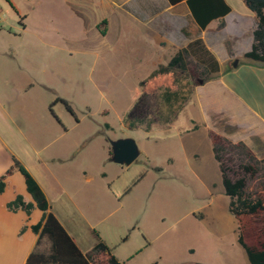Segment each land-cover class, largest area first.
I'll list each match as a JSON object with an SVG mask.
<instances>
[{
    "label": "crops",
    "instance_id": "crops-1",
    "mask_svg": "<svg viewBox=\"0 0 264 264\" xmlns=\"http://www.w3.org/2000/svg\"><path fill=\"white\" fill-rule=\"evenodd\" d=\"M36 1L31 0L28 12L34 9ZM61 2L65 9L79 20L81 35L87 26L86 15L90 16L93 28L95 23L97 25L105 18L104 33L97 27L91 34L92 55L99 63L101 58L104 59L122 50L127 67L140 74L136 78L139 86L142 80L161 65H166L180 49L195 39L203 41L218 64L217 71L203 80L202 84H194L189 76L177 71L171 87L157 86L149 93L147 104L151 115L142 120L128 118L129 121L124 124L128 127L130 125L132 130L140 131L142 133L140 139L124 132L104 136L101 149L106 166L99 170H93L90 166V153L86 150L85 144L83 145L84 141L69 152L56 147L46 156H41L37 152L39 150H34L25 141L26 130L22 120L7 110L0 96V141L11 155V162L0 175L13 164V157L16 158L37 181L49 202L51 212L83 253L89 252L101 240L113 254V247L99 237L94 224L88 219L90 214L84 212L74 191L78 184L98 191L100 180L109 186L111 180L121 178L124 167L129 165L124 166L111 160L110 140L131 137L137 144L139 154L134 162L139 163L140 167L133 173L135 179L132 186L146 177L148 172L146 169L157 171V176L161 177L162 165L151 159L150 145L154 143L172 141L173 154L168 153L163 158L164 166L171 170L176 168L178 161L183 158V165L194 172L200 163V160L197 163L199 156L195 148L198 135L205 137L209 159L219 170L212 151L210 132L232 142L241 141L257 158H264V62L244 57V53L252 46V32L256 21L253 12L243 0H225L230 6V11L223 17L212 19L204 28L196 22L185 1L176 4H169L167 0H61ZM19 15L22 30H26L28 27L26 18L29 14L23 12ZM24 53L11 48L0 50V79L11 87L10 90H15L14 94L26 100L35 92L44 91L51 82L50 68L48 70L45 67L33 68L30 64H25L23 60H28V55L24 56ZM187 59L193 62L190 56ZM234 59H237V65L232 68L231 63ZM201 69L200 66L199 70ZM140 88L142 92V87ZM43 94L46 97L44 100L46 109L43 111H50L49 106L54 99L62 98L55 94L52 97L47 96L45 92ZM59 103L62 104L55 102L52 108ZM50 113L56 118L54 113L51 111ZM101 113L105 116L108 110L103 109ZM58 123L60 124L59 121ZM104 126L109 129L107 123ZM63 130L55 136V140L64 136L66 129L63 127ZM15 138L20 139L18 143L15 142ZM109 163H114L115 166H110L112 164ZM70 168L76 170L75 182L68 177ZM174 174L176 173L168 176L174 178ZM5 181V189L0 194V264H24L34 249L47 252L50 241L43 236L37 244L39 234L31 229L42 216L39 209L34 208L30 214H26L23 210L11 211L6 208V203L17 193L21 194L25 201L31 200L20 172L14 169ZM130 190L129 187L124 192V198L128 196ZM212 196L209 191L208 203ZM124 198L115 210H126ZM98 204L96 197L95 202L91 201V208L97 207ZM194 217L204 220V213H194ZM63 218H75L76 222L81 221L85 225L89 236L86 245L79 243ZM116 259L123 264L117 257Z\"/></svg>",
    "mask_w": 264,
    "mask_h": 264
},
{
    "label": "rangeland",
    "instance_id": "rangeland-1",
    "mask_svg": "<svg viewBox=\"0 0 264 264\" xmlns=\"http://www.w3.org/2000/svg\"><path fill=\"white\" fill-rule=\"evenodd\" d=\"M30 2L0 0V50L11 48L25 52L24 56L28 55V60H23L25 64L50 68L51 85L30 95L25 102L27 99L14 94L15 90H10L0 79V96L7 110L22 120L25 141L39 150L41 156L56 147L69 152L84 141L90 153V166L99 170L106 166L101 149L104 136L124 132L140 139V131L124 125L129 121L131 105L141 94L136 79L140 74L127 67L122 50L96 62L91 51V34L97 27L104 33L101 20L93 28L90 16L86 15L87 26L81 35L79 20L65 9L61 0H37L34 9L28 12ZM23 12L29 14L26 30L19 23V14ZM187 60L190 70L203 75L200 67ZM44 92L50 97L55 94L64 98L74 115L60 103L52 108L57 119L50 111H43L46 109ZM103 109L108 110L105 116L101 113ZM63 127L64 136L55 140L64 131ZM19 138H15L16 143ZM207 146L205 137L198 135L195 148L199 156L197 163L198 160L200 163L194 172L183 165V158L172 170L164 166L163 158L174 151L169 140L150 145L151 159L162 165L161 177L157 171L146 169V177L132 186L133 173L140 167L133 162L109 186L100 180L98 191L80 184L74 189L84 212L90 214L88 219L95 231L113 247V254L123 264H248L245 252L237 243L236 222L228 210L221 175L209 159ZM10 156L0 141V172L11 162ZM75 173V168L68 170L73 182ZM172 173H176L174 178L168 176ZM129 187L131 190L124 198ZM209 191L213 194L210 203ZM96 197L99 204L91 208V201L95 202ZM123 198L126 210H115ZM198 212L204 213V220L194 217ZM63 219L79 243L86 245L89 236L85 225L75 218Z\"/></svg>",
    "mask_w": 264,
    "mask_h": 264
},
{
    "label": "trees",
    "instance_id": "trees-1",
    "mask_svg": "<svg viewBox=\"0 0 264 264\" xmlns=\"http://www.w3.org/2000/svg\"><path fill=\"white\" fill-rule=\"evenodd\" d=\"M169 4L185 1L200 27L204 28L215 18L223 17L230 11L225 0H167ZM253 12L256 25L252 32L253 43L244 57L264 62V0H243ZM106 20H101L104 25ZM201 66L197 75L187 67V58ZM218 64L215 57L208 51L201 39L189 42L180 49L166 65H161L155 72L140 82L142 92L134 101L128 112L129 119H145L151 115L147 104V96L157 86L171 87L177 71L186 74L194 84L200 77L217 71ZM61 102L65 109L74 115L70 104L63 98L57 97L50 104ZM212 151L218 163L223 193L228 197V210L236 221L237 242L243 248L248 264H264V158H257L249 147L239 141L229 139L214 132L209 133ZM111 155V149L109 150ZM16 169L24 179L26 190L31 200L25 201L19 193L6 203L11 211L23 210L30 214L34 208L42 212L40 220L31 226L33 232L40 238L46 236L50 241L47 252L34 249L24 264H120L111 254L109 248L99 240L93 248L83 253L75 240L66 231L56 216L51 212L49 202L30 172L13 157V164L0 175V194L4 191L6 178ZM22 231V229H21Z\"/></svg>",
    "mask_w": 264,
    "mask_h": 264
},
{
    "label": "water",
    "instance_id": "water-1",
    "mask_svg": "<svg viewBox=\"0 0 264 264\" xmlns=\"http://www.w3.org/2000/svg\"><path fill=\"white\" fill-rule=\"evenodd\" d=\"M237 59L231 63V67L235 68ZM198 84L203 83V79L196 77ZM111 146V160L117 164L130 165L134 162L139 154V150L135 140L131 137H122L109 141Z\"/></svg>",
    "mask_w": 264,
    "mask_h": 264
}]
</instances>
